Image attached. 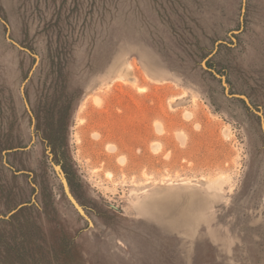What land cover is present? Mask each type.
<instances>
[{
  "label": "rangeland",
  "instance_id": "rangeland-1",
  "mask_svg": "<svg viewBox=\"0 0 264 264\" xmlns=\"http://www.w3.org/2000/svg\"><path fill=\"white\" fill-rule=\"evenodd\" d=\"M0 264H264V0H0Z\"/></svg>",
  "mask_w": 264,
  "mask_h": 264
},
{
  "label": "water",
  "instance_id": "water-1",
  "mask_svg": "<svg viewBox=\"0 0 264 264\" xmlns=\"http://www.w3.org/2000/svg\"><path fill=\"white\" fill-rule=\"evenodd\" d=\"M61 179L63 181V184H64V187H65V191H66V194L68 196V198L70 199V201L73 203V205L83 214L87 217L85 211L83 210L82 206L80 205V203L77 201V199L75 198V196L72 194L70 188H69V185H68V182L67 180L61 176Z\"/></svg>",
  "mask_w": 264,
  "mask_h": 264
}]
</instances>
